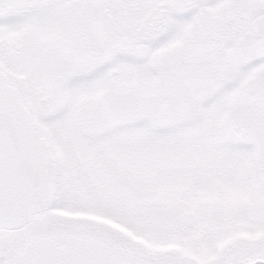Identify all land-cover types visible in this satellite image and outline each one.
<instances>
[{
    "label": "snow or ice",
    "instance_id": "6c2138e0",
    "mask_svg": "<svg viewBox=\"0 0 264 264\" xmlns=\"http://www.w3.org/2000/svg\"><path fill=\"white\" fill-rule=\"evenodd\" d=\"M0 264H264V0H0Z\"/></svg>",
    "mask_w": 264,
    "mask_h": 264
}]
</instances>
